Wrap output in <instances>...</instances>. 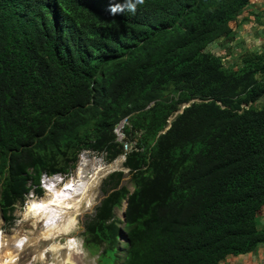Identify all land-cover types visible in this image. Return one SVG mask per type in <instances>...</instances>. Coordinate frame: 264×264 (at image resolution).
<instances>
[{
    "label": "trees",
    "instance_id": "obj_1",
    "mask_svg": "<svg viewBox=\"0 0 264 264\" xmlns=\"http://www.w3.org/2000/svg\"><path fill=\"white\" fill-rule=\"evenodd\" d=\"M249 2L0 0L2 219L88 151L123 156L131 189L102 181L80 234L96 264H219L264 243V42L235 70L206 51Z\"/></svg>",
    "mask_w": 264,
    "mask_h": 264
},
{
    "label": "rangeland",
    "instance_id": "obj_2",
    "mask_svg": "<svg viewBox=\"0 0 264 264\" xmlns=\"http://www.w3.org/2000/svg\"><path fill=\"white\" fill-rule=\"evenodd\" d=\"M229 26V35L211 43L206 48V51L213 56L219 57L224 68L235 70L241 61V57L244 54L258 52L261 44L264 42V1L261 2V0H250L249 4L243 9L241 13H239L236 20L234 22H231ZM261 104H264V98L256 103L257 106ZM169 119H171V117ZM113 133L115 139L119 137V135L121 134L120 127L115 126L113 129ZM82 160L86 162L85 166L83 167V170L85 169L84 173L86 177L90 176L91 173L98 169H100V171L104 170L103 172H105L98 181V184L96 186L97 189L94 190V206L91 210L76 218V225L67 236L57 238L55 241L39 240L36 245L24 248L19 253L17 264L55 263L56 260L60 257H56L57 255H55L53 252H50V250L45 253L46 256L42 260L35 259V255L38 252L49 249V245L51 242L59 243L62 247H64L67 240L74 241L76 243L77 249L81 253L79 254V258L77 257L78 264H96L98 253H89L82 246V239L80 236L83 231L82 225L92 215L94 208L102 199V181L108 174L115 171H121L124 174V177L121 180L120 185H125L129 190H131L129 184L127 183V177L125 175L126 170L121 166L123 162V156H118L113 161L107 163L104 161L103 155H97L88 151L80 152L77 155V161L74 168L66 177L56 175L57 177L52 176L49 178H41L40 187L42 189V195L40 197H37L34 196L31 191H29L26 194L24 202L21 205L16 204L14 206L11 212V216L13 217V219L10 224L4 221L0 215V234L9 243H12L14 239L20 235L30 237V235H28L29 233L32 234L38 231L40 232V227H37V229L34 230L33 226H31V222L24 219V213L27 207V203L33 200H39L45 196V182H47L48 180L57 178L59 179V181H62V185H60L61 183L59 185L64 186L65 183L70 181V179L75 178L78 165L80 162H82ZM115 215L117 218H120V210H116ZM65 250V247L62 248L60 250V254L66 253L67 250Z\"/></svg>",
    "mask_w": 264,
    "mask_h": 264
},
{
    "label": "bare ground",
    "instance_id": "obj_3",
    "mask_svg": "<svg viewBox=\"0 0 264 264\" xmlns=\"http://www.w3.org/2000/svg\"><path fill=\"white\" fill-rule=\"evenodd\" d=\"M85 164L84 160L79 163L75 178L70 179L64 186H60L62 181L57 178L45 182V188L43 187L45 196L27 203L24 219L31 222L34 230L40 227V232L29 233L30 237L20 235L12 243L0 234V264H17L19 253L28 246L36 245L39 240L55 241L57 238L67 236L74 229L76 218L92 209L94 190L97 189L98 181L105 172L98 169L86 177L85 169L83 170ZM64 247L66 253L60 254V250ZM64 247L59 243L51 242L49 249L38 252L35 259H44L45 253L50 250L57 255L56 257H60L51 264H78L81 253L76 243L67 240Z\"/></svg>",
    "mask_w": 264,
    "mask_h": 264
},
{
    "label": "crops",
    "instance_id": "obj_4",
    "mask_svg": "<svg viewBox=\"0 0 264 264\" xmlns=\"http://www.w3.org/2000/svg\"><path fill=\"white\" fill-rule=\"evenodd\" d=\"M254 223L258 230L264 231V207L256 213ZM219 264H264V243L259 244L249 253L227 256Z\"/></svg>",
    "mask_w": 264,
    "mask_h": 264
},
{
    "label": "built area",
    "instance_id": "obj_5",
    "mask_svg": "<svg viewBox=\"0 0 264 264\" xmlns=\"http://www.w3.org/2000/svg\"><path fill=\"white\" fill-rule=\"evenodd\" d=\"M125 124V120L124 119H122V120H120L119 122H118V124L116 125V126H119L120 127V130H121V128H122V126ZM118 143H120L121 145H122V151L123 152H126L127 150H129V145H127L126 143H124L123 141H122V133L119 135V137H117L116 139H115Z\"/></svg>",
    "mask_w": 264,
    "mask_h": 264
},
{
    "label": "water",
    "instance_id": "obj_6",
    "mask_svg": "<svg viewBox=\"0 0 264 264\" xmlns=\"http://www.w3.org/2000/svg\"><path fill=\"white\" fill-rule=\"evenodd\" d=\"M187 106H188V103H187V104H184V105H181V106L179 107V109H178V110L172 115L171 119H172L175 115L180 114L181 111H182V109L185 108V107H187ZM171 119H169V120L167 121V126L164 128L163 131H165V130L169 127V122L171 121ZM163 131H162V132H163ZM162 132H160V133H162ZM115 172H116V171H115ZM124 206H125V202L123 203L122 208H121V210H120V219H121V220H123V209H124Z\"/></svg>",
    "mask_w": 264,
    "mask_h": 264
},
{
    "label": "clouds",
    "instance_id": "obj_7",
    "mask_svg": "<svg viewBox=\"0 0 264 264\" xmlns=\"http://www.w3.org/2000/svg\"><path fill=\"white\" fill-rule=\"evenodd\" d=\"M136 3L142 4L143 3V0H136ZM127 6H128V8H130L132 10L135 9V4L129 3ZM122 10L123 9L120 6H116V7L111 8V12L113 14H116L118 11H122Z\"/></svg>",
    "mask_w": 264,
    "mask_h": 264
}]
</instances>
